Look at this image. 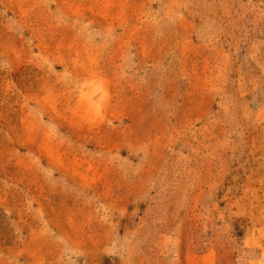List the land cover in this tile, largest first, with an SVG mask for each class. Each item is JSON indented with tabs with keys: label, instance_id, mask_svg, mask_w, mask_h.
<instances>
[{
	"label": "rangeland",
	"instance_id": "rangeland-1",
	"mask_svg": "<svg viewBox=\"0 0 264 264\" xmlns=\"http://www.w3.org/2000/svg\"><path fill=\"white\" fill-rule=\"evenodd\" d=\"M0 264H264V0H0Z\"/></svg>",
	"mask_w": 264,
	"mask_h": 264
}]
</instances>
